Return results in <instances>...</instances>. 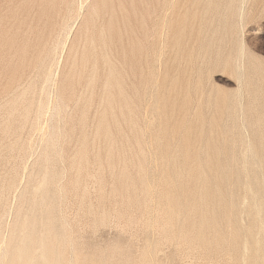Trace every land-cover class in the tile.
Listing matches in <instances>:
<instances>
[{
    "label": "rangeland",
    "instance_id": "obj_1",
    "mask_svg": "<svg viewBox=\"0 0 264 264\" xmlns=\"http://www.w3.org/2000/svg\"><path fill=\"white\" fill-rule=\"evenodd\" d=\"M0 264H264V0H0Z\"/></svg>",
    "mask_w": 264,
    "mask_h": 264
},
{
    "label": "bare ground",
    "instance_id": "obj_2",
    "mask_svg": "<svg viewBox=\"0 0 264 264\" xmlns=\"http://www.w3.org/2000/svg\"><path fill=\"white\" fill-rule=\"evenodd\" d=\"M163 6V7H162ZM160 8H165V4L164 3H162L161 5H160Z\"/></svg>",
    "mask_w": 264,
    "mask_h": 264
}]
</instances>
